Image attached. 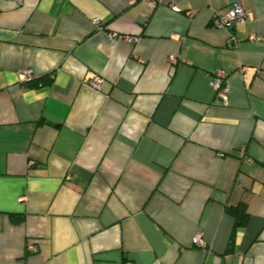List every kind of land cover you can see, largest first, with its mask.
I'll return each mask as SVG.
<instances>
[{
	"label": "crops",
	"instance_id": "1",
	"mask_svg": "<svg viewBox=\"0 0 264 264\" xmlns=\"http://www.w3.org/2000/svg\"><path fill=\"white\" fill-rule=\"evenodd\" d=\"M155 1L0 0V264H264V0Z\"/></svg>",
	"mask_w": 264,
	"mask_h": 264
},
{
	"label": "built area",
	"instance_id": "2",
	"mask_svg": "<svg viewBox=\"0 0 264 264\" xmlns=\"http://www.w3.org/2000/svg\"><path fill=\"white\" fill-rule=\"evenodd\" d=\"M147 4L150 8H154L156 5L155 0H146ZM171 7L174 10H179L177 6L174 4H171ZM250 19L249 13L245 10L244 6L240 3L237 2L235 3L232 8L230 9H223V10H217L214 13L213 16V23L214 27L220 28V29H227L231 28L233 26H236L238 24L244 23ZM93 23L97 26H100V21L97 18L93 19ZM231 35V34H230ZM119 35L115 32L108 33V37L110 40H113L114 38L118 37ZM126 38L127 40L135 42L138 38L134 36H122ZM250 40H259L260 37L251 33L247 37ZM237 39L233 36L230 38V44L235 43ZM175 60L172 58V61ZM25 74L24 81L32 80L36 76L33 74L32 70L30 69H25L23 70ZM225 72L224 70L221 69H216L213 72V76L210 79V85L212 88L216 91V96L218 99L222 101V103L227 104L228 103V85L225 81ZM103 83V79L101 77H94L93 79L90 80L89 84L94 88V89H100L101 85ZM23 197L19 198V201H22ZM193 243L198 246H204L205 243L204 241L200 238V234H197L193 238ZM29 249H33L34 246L32 244L28 245Z\"/></svg>",
	"mask_w": 264,
	"mask_h": 264
},
{
	"label": "trees",
	"instance_id": "3",
	"mask_svg": "<svg viewBox=\"0 0 264 264\" xmlns=\"http://www.w3.org/2000/svg\"><path fill=\"white\" fill-rule=\"evenodd\" d=\"M99 28V26H97ZM53 78V73L47 75V78L37 79L36 77L32 80L24 81L26 85L37 86L39 83L42 85L48 84ZM226 211L231 214L235 219L236 225H242L245 223L247 218L246 207L244 204H238L236 206L226 207ZM16 220V219H13Z\"/></svg>",
	"mask_w": 264,
	"mask_h": 264
}]
</instances>
